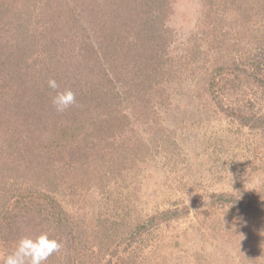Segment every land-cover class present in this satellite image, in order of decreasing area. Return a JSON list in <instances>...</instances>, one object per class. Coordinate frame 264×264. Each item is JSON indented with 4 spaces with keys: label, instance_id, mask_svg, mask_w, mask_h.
<instances>
[{
    "label": "rangeland",
    "instance_id": "obj_1",
    "mask_svg": "<svg viewBox=\"0 0 264 264\" xmlns=\"http://www.w3.org/2000/svg\"><path fill=\"white\" fill-rule=\"evenodd\" d=\"M39 3L0 0V26L27 23L26 32L38 40ZM167 4V41L152 96L158 116L153 109L149 120L136 121L124 151L105 149L102 180L85 184L86 177L69 171L54 182V194L76 224V263L264 264V215L212 196L228 192L264 207V127L242 125L220 108L221 102L264 114V90L233 70L252 71L262 60L260 13L253 0ZM96 30H88L92 38ZM22 35L13 42H21L29 59L23 51L33 47ZM186 205L188 215L141 228L154 213ZM11 251L3 247L0 262ZM60 251L45 264H65L67 252Z\"/></svg>",
    "mask_w": 264,
    "mask_h": 264
},
{
    "label": "trees",
    "instance_id": "obj_2",
    "mask_svg": "<svg viewBox=\"0 0 264 264\" xmlns=\"http://www.w3.org/2000/svg\"><path fill=\"white\" fill-rule=\"evenodd\" d=\"M38 1V40L26 32L27 23L10 29L0 26V250H14L21 236L47 232L62 244L60 252H67L65 264H78L76 224L54 194V182L69 171L86 177L85 184L102 180L105 149L112 154L124 151L136 121L149 120L153 109L158 116L152 96L159 83L157 70L162 71L168 4L167 0ZM253 1L264 29V0ZM94 26L92 38L89 31ZM20 35L22 43L33 47L23 51L29 59L23 57L21 42H13ZM261 51L262 60L254 70L233 68L245 73L257 91L264 90V46ZM49 79L56 80L59 89H50ZM65 89L75 93L76 104L59 113L52 97ZM242 107L220 102L221 111L233 121L264 127V114L247 113ZM212 196L222 205L239 204L264 215V207L232 193ZM190 210L186 205L158 211L141 228L181 218Z\"/></svg>",
    "mask_w": 264,
    "mask_h": 264
},
{
    "label": "clouds",
    "instance_id": "obj_3",
    "mask_svg": "<svg viewBox=\"0 0 264 264\" xmlns=\"http://www.w3.org/2000/svg\"><path fill=\"white\" fill-rule=\"evenodd\" d=\"M47 84L52 90L59 89L54 79H49ZM74 104H76L75 93L70 89L56 91L52 97V105L59 113ZM61 247L62 244L56 239H51L47 232L35 237L21 236L16 241L14 250L6 255L0 264H45L53 253L60 251Z\"/></svg>",
    "mask_w": 264,
    "mask_h": 264
}]
</instances>
